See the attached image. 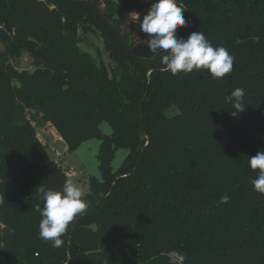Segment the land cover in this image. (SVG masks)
<instances>
[{
    "label": "trees",
    "instance_id": "1",
    "mask_svg": "<svg viewBox=\"0 0 264 264\" xmlns=\"http://www.w3.org/2000/svg\"><path fill=\"white\" fill-rule=\"evenodd\" d=\"M152 2L0 0V264H168L171 250L185 264H264V197L248 167L264 151V0H177L187 22L177 34L201 31L234 57L222 79L173 76L159 51L134 55ZM117 10L128 22L118 24ZM95 32L111 68L80 47ZM24 54L32 71L12 63ZM236 88L245 110L233 118ZM39 119L66 150L101 141V179L88 178V207L60 248L39 237L37 189L59 191L69 176ZM119 148L129 154L114 171Z\"/></svg>",
    "mask_w": 264,
    "mask_h": 264
},
{
    "label": "clouds",
    "instance_id": "2",
    "mask_svg": "<svg viewBox=\"0 0 264 264\" xmlns=\"http://www.w3.org/2000/svg\"><path fill=\"white\" fill-rule=\"evenodd\" d=\"M185 11L177 0H153L139 24L140 31L148 37L144 46L153 55L159 51L162 70L173 76L204 71L213 79L224 78L233 69L234 57L222 46L213 47L201 31L192 32L186 39L180 37L177 30L187 27ZM132 14L139 19L138 13ZM244 96L243 88L232 91L230 115L233 118L245 110ZM248 167L256 172V179L251 181L253 191L264 197V151H258L248 158ZM37 191L43 202V207L39 204L36 206L41 216L39 237L50 242L53 248H60L64 243L61 237L69 224L88 207L82 198V187L72 180H66L59 191L42 185ZM228 200L226 194L220 197V203L226 204ZM167 259L168 264H185L187 256L171 250L167 253Z\"/></svg>",
    "mask_w": 264,
    "mask_h": 264
},
{
    "label": "rangeland",
    "instance_id": "3",
    "mask_svg": "<svg viewBox=\"0 0 264 264\" xmlns=\"http://www.w3.org/2000/svg\"><path fill=\"white\" fill-rule=\"evenodd\" d=\"M128 20L127 18L125 22H128ZM80 47L83 51L90 53L98 63L104 62L109 68L114 65L109 53L105 49L104 41L99 33L95 32L83 36V42L80 44ZM12 63L21 70L32 71L34 69L33 61L27 54L13 60ZM171 112L173 113L174 111ZM45 129L46 127L40 130L38 127V134L41 141L47 145V151L50 157L56 161L69 176V180L74 181L82 187L83 195L88 194L90 192L88 178L94 176L101 179L97 158L101 141L96 138L90 139L84 142L77 150H66L60 153L61 157H57V137L54 136L53 132H47ZM101 129L106 135L112 133V127L107 122L101 124ZM128 154L129 150L127 149L119 148L116 151L112 162L114 171H117L121 167Z\"/></svg>",
    "mask_w": 264,
    "mask_h": 264
},
{
    "label": "water",
    "instance_id": "4",
    "mask_svg": "<svg viewBox=\"0 0 264 264\" xmlns=\"http://www.w3.org/2000/svg\"><path fill=\"white\" fill-rule=\"evenodd\" d=\"M117 14H118V24L122 25L127 20L128 16L121 10H117ZM144 44L146 43L140 42L132 47V51L134 55L144 59L153 58L154 55L147 51ZM46 126L47 123L44 120L39 119L38 127L40 128V130H43ZM66 148H67V144L63 139H60L56 142V149L59 150L60 152H64Z\"/></svg>",
    "mask_w": 264,
    "mask_h": 264
},
{
    "label": "built area",
    "instance_id": "5",
    "mask_svg": "<svg viewBox=\"0 0 264 264\" xmlns=\"http://www.w3.org/2000/svg\"><path fill=\"white\" fill-rule=\"evenodd\" d=\"M56 155H57L58 157L61 155L59 150H56Z\"/></svg>",
    "mask_w": 264,
    "mask_h": 264
},
{
    "label": "crops",
    "instance_id": "6",
    "mask_svg": "<svg viewBox=\"0 0 264 264\" xmlns=\"http://www.w3.org/2000/svg\"><path fill=\"white\" fill-rule=\"evenodd\" d=\"M67 149V148H66Z\"/></svg>",
    "mask_w": 264,
    "mask_h": 264
}]
</instances>
